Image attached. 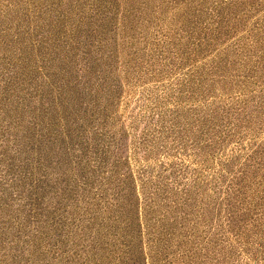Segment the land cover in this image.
I'll return each instance as SVG.
<instances>
[{"label": "rangeland", "instance_id": "374dc122", "mask_svg": "<svg viewBox=\"0 0 264 264\" xmlns=\"http://www.w3.org/2000/svg\"><path fill=\"white\" fill-rule=\"evenodd\" d=\"M0 264H264V0H0Z\"/></svg>", "mask_w": 264, "mask_h": 264}]
</instances>
